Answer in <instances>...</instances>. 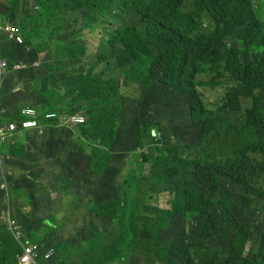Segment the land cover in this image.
I'll use <instances>...</instances> for the list:
<instances>
[{"label":"trees","instance_id":"16d2710c","mask_svg":"<svg viewBox=\"0 0 264 264\" xmlns=\"http://www.w3.org/2000/svg\"><path fill=\"white\" fill-rule=\"evenodd\" d=\"M59 1L68 6L57 8ZM254 2L8 0L1 7L0 20L22 26L36 37L45 34L52 18L66 22L70 14L85 6L89 11L84 10V21L79 23L84 38L78 52L83 57L95 53L100 63L104 57L123 63L117 77L103 78L91 67L69 91L58 92L54 83L56 62L47 43L26 40L32 45L30 52L9 41L1 45V55L10 64L7 74L46 70L38 73L45 99L37 102H48L53 111L42 112L23 102L5 107L6 74L0 119L8 115L11 118L7 124L19 121L21 110L32 107L41 112L40 122L46 130L82 114L86 122L75 127L77 136L92 145L84 175H96L102 187L106 179L120 187L114 198L97 194L88 199L93 209L89 208L90 216L83 224L101 217L111 220V229L97 232L83 247L68 249L67 242H62L60 247L67 253L55 252L49 264H123L135 254L160 264H264V236L261 248L250 251L255 223L249 219L258 218L264 228V192L254 185L256 177L264 175V17L258 16ZM204 17L211 25L208 30L202 28ZM95 31L94 41L90 33ZM38 61L40 65L33 66ZM19 63L29 67L13 70ZM113 65L107 60L102 73L112 70ZM156 84L175 86L189 98V122L201 125L205 136L223 123L221 114L241 113L243 102H250L244 111L243 128L250 129L257 142L225 156L209 145L192 146L179 140L172 145L166 143L157 125L143 122L140 116V102ZM205 86H224L225 91L217 101L208 103L200 90ZM52 94L56 96L53 100ZM18 100L19 96L15 98ZM126 111H135L136 116H128ZM53 112L59 117L46 121L43 116ZM20 134L24 133L15 136ZM15 147L1 152L6 160L27 156L25 140H16ZM129 156L131 165L121 175L119 166ZM1 166L6 177L8 165ZM167 181L174 184L171 209L157 208L151 216L142 214L141 206L152 205L158 186ZM227 182L233 187H227ZM215 193L222 195L212 199ZM211 201L215 207L212 210L208 206ZM10 210L16 225H23L19 208L10 204ZM182 216L190 217L192 225L171 234V222ZM46 223L55 228L53 218L48 217ZM23 233L20 240L16 239L0 212V264H18L20 241L43 240L47 245L54 241L48 231L38 235L30 225Z\"/></svg>","mask_w":264,"mask_h":264},{"label":"rangeland","instance_id":"374dc122","mask_svg":"<svg viewBox=\"0 0 264 264\" xmlns=\"http://www.w3.org/2000/svg\"><path fill=\"white\" fill-rule=\"evenodd\" d=\"M7 1L4 0L1 7ZM56 5L61 10L64 9L65 5L68 6L65 1H59ZM254 5L258 16L262 19L264 17V0H255ZM189 6L190 2L187 3V7ZM84 10L89 11L84 6L82 10L70 14L66 22L63 23H60L56 17L52 18L50 27L45 31V34L36 37L32 35L31 31H26L21 26L27 36H25L26 40L35 43H47L50 46V54L56 62L54 67L56 79L54 83L58 92L62 90L69 91L78 77L91 67L95 68V71L101 74L103 78H106L108 76L117 77L123 65L122 62H117L114 58L106 57L102 58L104 62L100 63L97 54H88V56L83 57L78 52L84 38L83 30L79 24L84 21L82 18L85 13ZM203 20L205 21L202 28L204 30L210 29L211 25L207 17H204ZM90 37L95 41L97 39L96 31L90 33ZM96 43L98 46V42ZM71 54H73V57H70ZM107 60L114 63L113 69L107 73H102ZM45 71L34 70L7 74L4 88L6 99L3 100L5 107L12 105L15 98L21 96L23 99L30 100L23 101L24 106H32L42 112L53 111L48 102H43L45 98L42 96V83H40L38 73H44ZM129 89L133 90V88ZM200 90L203 92L206 102L212 103L222 96L225 87L211 88L205 86ZM40 98L43 100L42 102L31 101V99ZM55 98V95H50L51 100ZM189 101V98L183 96L177 87L156 84L141 100L140 116L143 122L157 125L160 129L159 134H163L162 138L171 145L176 140L188 142L192 146L197 144L209 145L225 156L235 153L237 149L248 143L257 142L258 139L252 134L251 130L243 128L245 125L244 111L251 106L250 102H243L241 113L221 114L223 123L211 135L205 136L201 125H192L189 122ZM126 114L131 117L136 116L135 111L134 113L126 111ZM79 115L83 116L82 114ZM10 118L8 115H3L0 119V126L7 124ZM66 123V121H60L59 126L47 127L41 134L29 132L0 140V212L2 217L6 221H9L8 217L12 219L10 204L11 206L13 204L19 208L23 216V225H17L22 237L24 236V228L26 230L28 225L33 230H37L38 235L48 231V235L52 236L54 240L52 244L47 245L43 240L40 242L25 240L20 241V244L21 248L29 243H37L44 250L53 248L54 253L50 260H54L55 252L56 254L67 253L64 248L60 247L62 242H67L68 249L83 247L96 236L97 232H106L111 229V220H104L101 217H95L89 224H83L87 222L84 218L87 219L90 216L89 208L90 210L93 209L92 203L89 204L88 199L89 196L94 197L97 194L102 198H114L116 191L120 189L116 181L114 183L112 180L106 179L107 184H103L104 187H102L99 180L96 179L98 178L96 175H84L83 171L88 170L86 168L90 163L88 156L92 145L77 136L79 130L75 128L76 126H68ZM148 137L150 136L148 135ZM150 138L151 141L154 140L152 137ZM16 140L18 143L25 140L27 156L21 159L13 158L8 161L1 152L11 147L16 149ZM152 145L156 150V145L153 143ZM85 156H87V159ZM131 162L132 156H129L123 161V165L119 166V168H122L121 175L126 173ZM1 163L8 165L5 169L6 177L3 175ZM117 167L118 165H116ZM80 173L82 175H79ZM68 176L70 178H67ZM226 185L227 187H233L231 182H227ZM254 185L264 192L263 174L256 177ZM173 186L174 184L169 181L159 185L157 193L154 194L152 205L143 204L141 206L142 214L151 216L157 208L170 210L174 198ZM241 194H243V191H241ZM10 195L12 196L11 199ZM220 195L222 194H212V199H216ZM208 206L211 210L214 209V201H211ZM261 215L264 217V213ZM48 217L53 218L55 228L46 223ZM249 220L255 223L252 232L253 243L250 250L252 253L261 248L264 228L260 226L258 218L255 217ZM191 225L190 217L182 216L171 222L168 230L174 235ZM216 245H219V243ZM58 258L59 255H57ZM116 264H122V262ZM123 264L160 263L148 256L142 257L135 254Z\"/></svg>","mask_w":264,"mask_h":264},{"label":"built area","instance_id":"2783aa9c","mask_svg":"<svg viewBox=\"0 0 264 264\" xmlns=\"http://www.w3.org/2000/svg\"><path fill=\"white\" fill-rule=\"evenodd\" d=\"M4 0H0V9ZM3 41H9L15 43L16 45L23 46V48L30 52L32 50V45L26 41L23 33V29L15 24L8 22H3L0 20V95L2 90V85L4 82V77L9 72L10 64L1 55V45ZM40 62H34L33 66L38 67ZM29 65L25 63L15 64L13 70L19 71L28 68ZM1 114V111H0ZM21 120L12 121L5 125V127L0 130V140H6L9 137H13L19 133H25L30 131H36L38 133H43L44 125L40 122L42 117L41 113L32 107H26L21 110ZM46 121L58 118L55 113H46L44 116ZM68 126H79L86 122L85 117L81 115H73L66 121ZM8 226L15 235V238L20 240L21 232L16 225V221L8 217ZM54 253L53 248L42 249L37 243H29L22 246V251L18 255V264H49L52 255Z\"/></svg>","mask_w":264,"mask_h":264},{"label":"crops","instance_id":"0c3cea01","mask_svg":"<svg viewBox=\"0 0 264 264\" xmlns=\"http://www.w3.org/2000/svg\"><path fill=\"white\" fill-rule=\"evenodd\" d=\"M40 88H41V86H40ZM15 91H16L17 94H19V92H18L17 90H15ZM11 92H13V91H11ZM38 100H39V99H31V101H33V102H35V101L37 102ZM23 101H30V100H27L26 98L23 99V98H21V96H19V100H18V101H15V100H14V102H15L16 104L14 105V102H13L12 105H10V106H13V105H14V106H17V104H18L19 102L22 103ZM17 102H18V103H17ZM10 106H9V107H10Z\"/></svg>","mask_w":264,"mask_h":264}]
</instances>
